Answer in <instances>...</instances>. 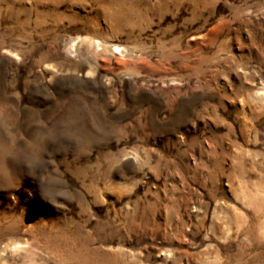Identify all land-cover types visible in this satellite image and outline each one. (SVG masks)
<instances>
[{"label": "rangeland", "instance_id": "1", "mask_svg": "<svg viewBox=\"0 0 264 264\" xmlns=\"http://www.w3.org/2000/svg\"><path fill=\"white\" fill-rule=\"evenodd\" d=\"M0 264H264V0H0Z\"/></svg>", "mask_w": 264, "mask_h": 264}, {"label": "bare ground", "instance_id": "2", "mask_svg": "<svg viewBox=\"0 0 264 264\" xmlns=\"http://www.w3.org/2000/svg\"><path fill=\"white\" fill-rule=\"evenodd\" d=\"M82 43H83V42H82L81 40H79V41H77V42L74 44V46H73V50H74V52H77L79 46H81ZM119 51L123 53V50H119Z\"/></svg>", "mask_w": 264, "mask_h": 264}, {"label": "snow or ice", "instance_id": "3", "mask_svg": "<svg viewBox=\"0 0 264 264\" xmlns=\"http://www.w3.org/2000/svg\"><path fill=\"white\" fill-rule=\"evenodd\" d=\"M19 247H20L19 245L16 246V248H19Z\"/></svg>", "mask_w": 264, "mask_h": 264}, {"label": "built area", "instance_id": "4", "mask_svg": "<svg viewBox=\"0 0 264 264\" xmlns=\"http://www.w3.org/2000/svg\"><path fill=\"white\" fill-rule=\"evenodd\" d=\"M119 51V50H118ZM120 52V51H119Z\"/></svg>", "mask_w": 264, "mask_h": 264}]
</instances>
